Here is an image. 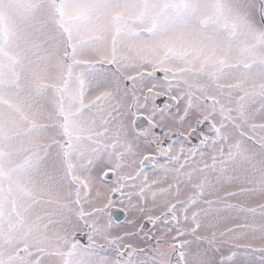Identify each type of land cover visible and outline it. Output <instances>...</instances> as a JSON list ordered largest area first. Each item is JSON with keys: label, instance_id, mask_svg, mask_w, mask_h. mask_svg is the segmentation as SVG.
I'll return each mask as SVG.
<instances>
[{"label": "snow or ice", "instance_id": "6c2138e0", "mask_svg": "<svg viewBox=\"0 0 264 264\" xmlns=\"http://www.w3.org/2000/svg\"><path fill=\"white\" fill-rule=\"evenodd\" d=\"M0 264H264V0H0Z\"/></svg>", "mask_w": 264, "mask_h": 264}]
</instances>
